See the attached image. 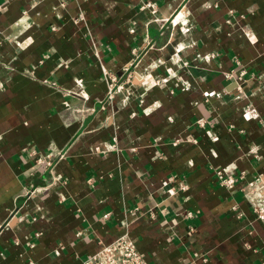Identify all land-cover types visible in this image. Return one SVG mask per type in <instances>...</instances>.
<instances>
[{"label": "crops", "instance_id": "1", "mask_svg": "<svg viewBox=\"0 0 264 264\" xmlns=\"http://www.w3.org/2000/svg\"><path fill=\"white\" fill-rule=\"evenodd\" d=\"M258 178L264 0H0V264H264Z\"/></svg>", "mask_w": 264, "mask_h": 264}, {"label": "built area", "instance_id": "2", "mask_svg": "<svg viewBox=\"0 0 264 264\" xmlns=\"http://www.w3.org/2000/svg\"><path fill=\"white\" fill-rule=\"evenodd\" d=\"M142 8H149L152 12H156V3L152 1H147L142 5ZM180 14V12H178ZM177 14V15H178ZM104 77L108 83V93L107 98H115L117 90L123 87V83L119 82V78L116 74L111 73L105 66H103ZM224 75L227 78H235L236 80L245 83L247 81L246 70L243 68L239 71H226ZM129 79V76L127 77ZM206 119L199 118L197 124L204 125ZM39 160H42L39 158ZM50 163V162H49ZM218 178L223 186L230 189L236 188L238 186V180L235 176L226 173L223 169L217 170ZM182 187V186H181ZM182 188H185L184 186ZM259 188V195L252 197L253 208L259 218L264 220V178H258L257 180L248 183L243 186L245 191L252 192L255 194L254 189ZM170 191L173 188L169 189ZM236 208V206H234ZM189 217L192 216V212L186 213ZM85 264H149L147 258L139 250L135 242L127 235H121L110 243H103L99 251L89 258Z\"/></svg>", "mask_w": 264, "mask_h": 264}, {"label": "snow or ice", "instance_id": "3", "mask_svg": "<svg viewBox=\"0 0 264 264\" xmlns=\"http://www.w3.org/2000/svg\"><path fill=\"white\" fill-rule=\"evenodd\" d=\"M253 39H254V37H253Z\"/></svg>", "mask_w": 264, "mask_h": 264}]
</instances>
